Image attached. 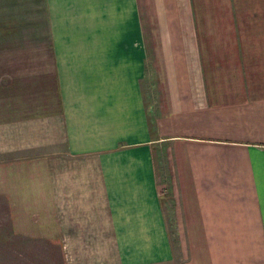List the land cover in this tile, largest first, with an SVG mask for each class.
Returning <instances> with one entry per match:
<instances>
[{
    "label": "crops",
    "instance_id": "1",
    "mask_svg": "<svg viewBox=\"0 0 264 264\" xmlns=\"http://www.w3.org/2000/svg\"><path fill=\"white\" fill-rule=\"evenodd\" d=\"M0 197L64 264H264V0H0Z\"/></svg>",
    "mask_w": 264,
    "mask_h": 264
},
{
    "label": "rangeland",
    "instance_id": "2",
    "mask_svg": "<svg viewBox=\"0 0 264 264\" xmlns=\"http://www.w3.org/2000/svg\"><path fill=\"white\" fill-rule=\"evenodd\" d=\"M177 231L173 244L177 246ZM0 264H64L58 247L46 241H34L13 233L11 217L5 199L0 197ZM175 264H181L176 259Z\"/></svg>",
    "mask_w": 264,
    "mask_h": 264
}]
</instances>
